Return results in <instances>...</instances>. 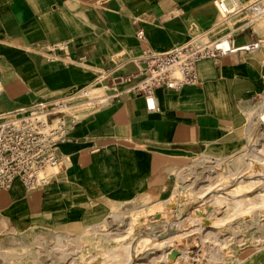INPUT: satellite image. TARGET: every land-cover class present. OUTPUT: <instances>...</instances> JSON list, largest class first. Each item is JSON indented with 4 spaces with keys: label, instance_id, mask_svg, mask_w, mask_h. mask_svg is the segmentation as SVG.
Masks as SVG:
<instances>
[{
    "label": "crops",
    "instance_id": "obj_1",
    "mask_svg": "<svg viewBox=\"0 0 264 264\" xmlns=\"http://www.w3.org/2000/svg\"><path fill=\"white\" fill-rule=\"evenodd\" d=\"M251 1L238 0L243 5ZM240 16L223 23L214 0H0V114L84 88L104 97L117 95L106 106L84 111L76 106L82 111L65 115L67 125L73 117L75 122L58 147L67 159L64 168L44 187L26 190L15 179L0 191V228L7 223L18 232L20 223L25 231L71 234L91 226L97 232L113 208L139 199H151L145 212L157 215L170 203L176 182L199 169L207 183L194 189L199 199L216 180L219 187L220 164L238 156L228 176L246 174L247 153L239 158L246 147L242 127L252 133L246 117H253L259 105L250 106L264 95V21L253 29L242 24L246 12ZM140 29L142 40L136 36ZM227 32L239 50L197 62L195 85L156 89L155 110L126 91L130 84L122 79L144 67V50L166 52L196 36L206 41ZM253 43L259 44L257 50H240ZM167 223L176 226L179 221ZM184 229L180 234L198 232ZM131 230L133 219L111 239L123 241ZM205 232L216 244L223 242L217 227L206 226ZM198 233L202 252L194 262L204 253L205 235ZM172 245L170 239L166 247ZM238 264H264V248Z\"/></svg>",
    "mask_w": 264,
    "mask_h": 264
},
{
    "label": "rangeland",
    "instance_id": "obj_2",
    "mask_svg": "<svg viewBox=\"0 0 264 264\" xmlns=\"http://www.w3.org/2000/svg\"><path fill=\"white\" fill-rule=\"evenodd\" d=\"M263 21L264 19H260L249 22L248 25L255 29ZM229 22L230 20L226 21V24ZM261 41L264 39L261 38ZM263 97L264 95L250 106L251 109L260 105L264 100ZM80 109L84 111L89 107L81 106ZM82 110L75 108L69 114ZM246 120L252 133L247 134L243 125L242 134L246 139V147L239 158L247 153L246 163L250 164V168L242 177L234 179L228 176L229 168L238 156L226 164H220L217 169L223 177L219 187L216 180L213 193L204 199H199L195 196L194 189L207 183L202 178L200 169L196 173L191 172L189 178L176 182L170 203L157 215L149 217L145 212V208L148 207L146 204L151 199H139L113 208L108 221L100 223L97 227L92 225L96 227L97 232H92L91 226L85 227L82 233L81 229H78L71 234L43 228L25 231L26 225L20 223L17 224L18 232H14L9 224L4 223L0 228V264H150L153 259H156L155 264H159L158 257L169 250H175L171 254L170 264H187L176 260L182 251H185L191 260L202 252L199 235L175 241L172 248L166 247L168 239L171 234L179 233L184 228L198 231L201 235L205 234L206 226L217 227L220 240L223 242L224 239L226 240L221 249L203 241L207 258L210 259L216 254L218 260L217 263L213 261L208 264L240 263L264 248V206H262L264 201L261 197L256 198L257 194L264 193L263 183L255 185L251 193L245 194L249 191V185L255 181L256 177L252 175L259 174L263 170L261 163L249 159L259 137L264 133V125L259 122L258 117L250 118L247 115ZM139 208L143 210L136 212ZM113 214H121L122 217L114 220ZM210 215L213 216L210 218ZM130 219H133V231L131 230L129 237L123 241H113L112 233L121 234ZM167 219L179 223L176 226L171 225L167 223ZM145 236L153 243L135 251L132 255L123 252V248L138 247L139 240ZM215 251L216 253H211ZM202 256L199 262L192 261V263L207 264L202 261Z\"/></svg>",
    "mask_w": 264,
    "mask_h": 264
},
{
    "label": "built area",
    "instance_id": "obj_3",
    "mask_svg": "<svg viewBox=\"0 0 264 264\" xmlns=\"http://www.w3.org/2000/svg\"><path fill=\"white\" fill-rule=\"evenodd\" d=\"M214 5L223 23L232 18L239 21L245 12L247 18L242 24L264 15V0H253L246 5L239 4L237 0H215ZM136 36L144 39L143 30L140 29ZM225 42L231 49L221 47ZM232 42V32H227L204 43L192 39L166 52L146 49L140 58L144 67L138 74L122 79L123 83L130 84L126 91L143 97L147 109L153 111L155 105L151 107L148 101L153 100L156 89L177 91L185 85L197 84V62L202 59L216 61L239 50L233 47ZM242 48L240 50L248 51ZM116 97H104L96 89L84 88L67 97L34 103L26 110L0 114V191L8 190L15 179L26 190L48 185L67 161L58 147L66 141L75 120L72 116L67 125L64 116L76 106L95 109L108 105ZM74 100L77 102L70 103Z\"/></svg>",
    "mask_w": 264,
    "mask_h": 264
},
{
    "label": "bare ground",
    "instance_id": "obj_4",
    "mask_svg": "<svg viewBox=\"0 0 264 264\" xmlns=\"http://www.w3.org/2000/svg\"><path fill=\"white\" fill-rule=\"evenodd\" d=\"M215 1V0H214ZM237 2H238V0H237ZM252 2V1H251ZM239 3V2H238ZM241 4V3H240ZM243 5V4H242ZM264 17V15L262 16V17H260V18H258V19H250V22H255V21H258V20H260V19H262ZM246 25V24H245ZM248 25V24H247ZM264 25V24H263ZM264 27V26H263ZM263 31V30H262ZM264 34V33H263ZM192 39H195V40H197L199 43H204L205 42V40L203 39V38H201V37H199V36H196V37H193V38H191L190 40H192ZM189 40V41H190ZM261 44V43H260ZM263 45V44H262ZM221 47L222 48H224V49H231V47L228 45V43H222L221 44ZM258 47H259V44L258 43H253V44H251V45H249V46H244L242 49H246V50H248V51H250V52H253V51H255V50H257L258 49ZM264 98V97H263ZM148 103H149V105L152 107L153 105H154V101L152 100V99H149V101H148ZM73 109H75V108H72L71 110H73ZM70 112V111H69ZM68 114V113H67ZM69 115V114H68ZM253 117H258L259 118V122L261 123V124H263L264 125V100H262V103L259 105V107L257 108V110L255 111V113H254V115H253ZM64 121L66 122V116H64ZM64 143V142H63ZM250 158L252 159V160H254V161H256V162H259V163H261V165H262V167H263V170H262V172L261 173H259V174H254V175H252V176H254V177H256L255 178V180H261V179H264V133H262L261 134V136L259 137V139H258V141H257V144H255V148L253 149V151H252V153H251V155H250ZM249 169V167H247L245 170H248ZM261 175V176H260ZM250 177V176H249ZM262 177V178H261ZM251 178V177H250ZM248 181V180H247ZM263 183H264V181H262ZM217 183V181L216 182H214L213 184H211V186L206 190V191H204V192H202V193H200L199 194V196H201L202 198H205V195L206 194H212L213 193V191H214V187H215V184ZM247 183V182H246ZM260 183L261 182H257V181H254V182H252L250 185H249V187H248V190L250 189V193L253 191V189H254V187H255V185H260ZM243 188V187H242ZM245 189V188H244ZM242 190V189H241ZM241 192V191H240ZM246 194V193H245ZM262 193H259V195L257 196V197H261V198H263V201H264V197L261 195ZM259 204V203H258ZM262 206H264V202L262 203ZM131 227V226H130ZM200 227H203V226H200ZM130 229V228H129ZM128 229V230H129ZM127 230V231H128ZM129 232V231H128ZM213 233V232H212ZM128 234V233H127ZM193 235H199V238H200V234L198 233V232H184V233H182V234H180V232L179 233H177V232H175L174 234H171V237H170V239H173V245H174V242L175 241H181L182 239H185V238H187V237H190V236H193ZM202 235H205V236H201L202 237V240L204 241V243H206V241H209V242H211V244L212 245H215V246H217V247H219L220 249L225 245V244H216V241L215 242H213V240H212V238H211V240L209 239V237H207L206 235H207V232L205 233V234H202ZM209 235V234H208ZM129 236V235H128ZM213 236V235H212ZM125 238V237H124ZM169 238V237H168ZM123 239V238H122ZM152 239V238H151ZM162 239V238H161ZM170 239H168V240H170ZM118 240V239H117ZM149 240V239H148ZM147 240V237L145 236L144 238H142L141 240H139V242H140V245L138 246V247H132V248H123L124 249V251L123 252H126V255H132V253H134L135 251H138V250H140V249H143V248H145L147 245H149L150 243H153V242H151V240L150 241H148ZM163 242V241H162ZM173 245H172V247H173ZM205 245V244H204ZM171 247V248H172ZM218 248V249H219ZM205 251V250H204ZM189 252V251H188ZM180 253V252H179ZM211 253H216V251L215 252H211ZM126 255H124V256H126ZM207 254L206 253H204V255L202 256V261L204 262H206L207 264L208 263H210V262H213L214 261V263H217V256H216V254H214V255H212V257H210V259H208L207 258V256H206ZM183 258L184 259V263H187V264H192V261H194V258H193V260H191L189 257H188V255L186 254V252L185 251H182L181 252V254L179 255V257H178V259L176 260V262L178 261V262H180V258ZM157 258V257H156ZM159 259V261L161 262H164L165 264H170V259H171V253H170V250L166 253V255H165V257L161 254V256L160 257H158ZM158 261V262H159ZM175 262V263H176ZM156 263V259H153L152 260V262L150 263V264H155ZM161 264H163V263H161Z\"/></svg>",
    "mask_w": 264,
    "mask_h": 264
}]
</instances>
